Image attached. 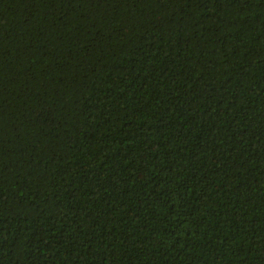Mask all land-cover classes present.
<instances>
[{"label":"trees","instance_id":"obj_1","mask_svg":"<svg viewBox=\"0 0 264 264\" xmlns=\"http://www.w3.org/2000/svg\"><path fill=\"white\" fill-rule=\"evenodd\" d=\"M0 264H264V0H0Z\"/></svg>","mask_w":264,"mask_h":264}]
</instances>
